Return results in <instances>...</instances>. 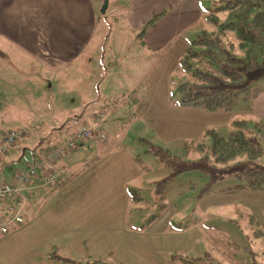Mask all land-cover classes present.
Listing matches in <instances>:
<instances>
[{
    "label": "rangeland",
    "instance_id": "rangeland-1",
    "mask_svg": "<svg viewBox=\"0 0 264 264\" xmlns=\"http://www.w3.org/2000/svg\"><path fill=\"white\" fill-rule=\"evenodd\" d=\"M212 5L213 0H200L204 15L210 13L207 9ZM111 10L109 15L106 11L109 17L101 24L105 37L101 50L93 43L82 57L79 70L73 66L66 68L68 72H51L40 66L30 73L22 70L14 82L9 81L8 86L13 88L6 87L3 98L12 103L7 113L13 115V120L5 124L7 129H22L37 123L42 125V130L34 131L12 148L5 158L4 170L0 167V183L30 159L25 149L31 147V140L35 143L48 135L39 148H49L61 142L59 133L68 129L75 132L82 126L109 137L106 143L79 142L68 153L114 140L109 144L111 155L92 165L90 157L86 158L85 163L89 164L85 172L74 177L63 190L68 197L62 204L70 212H76L65 216V228L90 230L91 221L97 232L77 235L82 241L69 242L63 250L54 239L59 226L52 227L50 223V229H46L29 220L15 234L0 236V264H94L92 261L182 264L177 260L179 256L195 258L200 264H264V194L260 193L263 191L225 190L238 183L235 176L215 182L199 171L172 176V169L157 153L162 150L185 162L207 155L211 158L210 138L204 142L205 153L197 149L204 141L205 131L215 130L228 137L236 129L232 121L250 119L242 101L232 112L208 113L178 105V87L192 80L191 73L182 66L186 47L204 30L210 33L214 30L203 16L163 50L147 52L141 31L132 30L121 16L110 17ZM111 101V105L126 102V114L120 113L122 119L109 114L100 123L98 119L95 122L90 114L94 110L96 113L107 110ZM134 121L133 131L123 142ZM246 160L243 156L235 161ZM131 161L142 169L126 163ZM257 163L264 165V156ZM131 169L139 170L140 176L127 180L131 178ZM125 185L129 195L125 193ZM77 204L88 205L86 209L90 210L85 211L94 215L89 216L88 225L72 210ZM207 207L217 210L204 217L202 213ZM252 215L260 226L248 222ZM132 224L137 227L132 228ZM72 244H81L76 247L81 250H73ZM202 255L205 257L201 258ZM62 256L83 261L64 263L55 259Z\"/></svg>",
    "mask_w": 264,
    "mask_h": 264
},
{
    "label": "crops",
    "instance_id": "crops-1",
    "mask_svg": "<svg viewBox=\"0 0 264 264\" xmlns=\"http://www.w3.org/2000/svg\"><path fill=\"white\" fill-rule=\"evenodd\" d=\"M101 3V0H0V128L13 130L7 129L5 126L7 122L13 120V115H8L7 113V111L11 110L10 105L12 103L6 102L3 98L6 93V87L13 88L8 86L9 81L14 82L16 80L15 78H18L17 74H19V72L23 70L24 72L30 73L31 70H35L36 66H40V69H46L51 72H68L66 68L70 66L76 67V69L79 70V63L82 57L87 55L93 43H96V49L101 50V41L105 39L101 33V24L106 17H109L101 13ZM110 9H112L110 17H123L127 26L136 32L142 31L150 20L168 10L166 15L156 21L145 34H142V43L144 47H146L147 52H159L163 50L172 39H175L182 33H186L193 24L203 17L200 0H109L108 15ZM98 50H96V52ZM52 87L51 85L50 89H52ZM111 104L112 101L107 107V110L101 109L98 113L94 110V113H91L90 116H94L95 122L96 119H98L99 123L109 114H115L122 119V116L126 114L124 108L126 102L120 105L117 103ZM246 109L248 118L250 119L243 120L249 123L262 125V131L258 137L264 143V82L257 84L253 88L249 107H246ZM120 113H122V116ZM142 117L143 114L140 115L138 119H135V121H139ZM135 121L124 134L125 138L123 142L126 141L127 136L133 131L136 125ZM235 121L238 120H234L232 123ZM39 126V131H41L42 125ZM71 132L68 129L66 133H59L58 136L61 142L49 148H39V145H44L43 141L48 135L44 136V138L46 137L45 139L42 138L35 143H33L34 140H31V147L25 149L28 156H31L29 157L30 159L25 162L31 163L43 159L49 150L58 147ZM113 142L114 140L111 139L108 144L98 143V145L89 149L77 150L73 153L72 151L69 153L67 152V154L58 161L46 164L45 170L56 169L61 171L58 184L56 186H43L41 184L42 181L39 180L35 183L33 188L27 191L24 208L22 210V216L24 218L23 224L30 220L31 224L41 228L50 229V223L52 227L59 226L55 229L54 239L59 247L64 248L63 250L68 248L69 242L75 243L82 241L79 236H82L83 233L87 232L86 236L89 235V231H91V233H96L97 231L93 229L95 225L93 222L91 223V221L89 226L90 230L83 229L79 232L70 231L65 228V216L76 215V212H70V209L68 210L62 204L68 197L64 194L63 190L74 177L85 172L89 164L85 163L86 158L90 157L89 160H92V165L101 157H108L111 155V152H108V150H110L109 144ZM19 143L13 148L17 147ZM11 150L4 157L3 162L0 163V167L2 166L1 170H4L5 158L10 155ZM25 154L24 152V155ZM131 162L132 163H126L131 165L132 168L141 167L137 162ZM140 169H142V167ZM17 170L5 177V181L10 180ZM138 171L139 170L132 171L131 169V178L127 177V180H131L135 176H140ZM124 188L126 189V195H129L130 190L128 191V185H125ZM239 190L235 189V191ZM259 191H263L260 193L264 194V190ZM81 206L84 208L81 209ZM87 207L88 205L86 204H77L72 207V210L77 211V217L80 215V217L83 218V223L86 225L89 223V216H94L91 212L87 213L85 211L90 210L86 209ZM216 210L217 209H214V207H207L202 214L204 217H209L212 215V212ZM68 220H72V217H69ZM248 222L253 226L256 225V223L260 226L253 215L250 216ZM199 224H201V222ZM22 225L12 227L7 235L1 237L5 238L9 237V235L11 236L13 233L15 234L17 230L25 224ZM131 226L132 228H136L137 224H132ZM140 233L143 234L144 231H140ZM258 234L262 235L263 233L258 232ZM229 240L239 246L234 240ZM72 246L73 250H75L76 247L81 246V244H72ZM76 250L81 249L78 248ZM204 257L205 256L202 255L201 258ZM174 258L176 259L175 256H171V259ZM180 258L181 256H179L177 260L184 264ZM55 259L64 263H67L66 260H71V262L83 261L77 260L80 259L77 257L65 258L62 256ZM188 260L196 261L200 264L195 258Z\"/></svg>",
    "mask_w": 264,
    "mask_h": 264
},
{
    "label": "trees",
    "instance_id": "trees-1",
    "mask_svg": "<svg viewBox=\"0 0 264 264\" xmlns=\"http://www.w3.org/2000/svg\"><path fill=\"white\" fill-rule=\"evenodd\" d=\"M210 7L203 16L214 32L204 30L183 54L182 66L192 80L178 87V105L206 112H232L241 101L249 107L253 88L264 82V0H213ZM167 13L150 20L141 34ZM233 125L236 129L228 137L205 131L197 149L205 153L204 142L210 138L212 159L207 155L185 162L162 150L157 152L159 159L172 169V176L199 171L209 175L211 182L235 176L238 183L225 190H264V165L257 163L264 156V143L258 137L262 125L245 120ZM243 156L246 161H235ZM180 259L184 264H199Z\"/></svg>",
    "mask_w": 264,
    "mask_h": 264
},
{
    "label": "built area",
    "instance_id": "built-area-1",
    "mask_svg": "<svg viewBox=\"0 0 264 264\" xmlns=\"http://www.w3.org/2000/svg\"><path fill=\"white\" fill-rule=\"evenodd\" d=\"M40 126L33 124L19 130H5L0 128V163L9 151L23 138L39 131ZM108 139L104 132H97L82 126L73 132L67 140L58 147L49 150L43 159L26 163L18 169L8 181L0 183V236L7 235L10 229L20 226L24 222L22 210L26 193L35 186L39 180L43 186H56L60 176L59 170H45V165L54 163L62 158L71 149H76L78 143L84 141H97L106 143Z\"/></svg>",
    "mask_w": 264,
    "mask_h": 264
},
{
    "label": "water",
    "instance_id": "water-1",
    "mask_svg": "<svg viewBox=\"0 0 264 264\" xmlns=\"http://www.w3.org/2000/svg\"><path fill=\"white\" fill-rule=\"evenodd\" d=\"M109 7V0H103V6H102V9H101V12L103 14L106 13L107 9Z\"/></svg>",
    "mask_w": 264,
    "mask_h": 264
}]
</instances>
